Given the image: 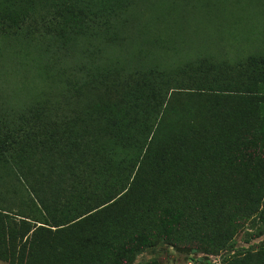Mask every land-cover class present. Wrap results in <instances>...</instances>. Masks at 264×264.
Here are the masks:
<instances>
[{
    "label": "trees",
    "instance_id": "trees-1",
    "mask_svg": "<svg viewBox=\"0 0 264 264\" xmlns=\"http://www.w3.org/2000/svg\"><path fill=\"white\" fill-rule=\"evenodd\" d=\"M149 2L9 0L18 29L42 12L63 21L58 59L21 64L49 115L26 137L0 125L8 264H135L160 243L233 252L248 220L264 222V55L218 72L227 61L191 51L200 34L183 12L224 14L215 1L162 0L130 30ZM225 264H264V240Z\"/></svg>",
    "mask_w": 264,
    "mask_h": 264
},
{
    "label": "rangeland",
    "instance_id": "rangeland-1",
    "mask_svg": "<svg viewBox=\"0 0 264 264\" xmlns=\"http://www.w3.org/2000/svg\"><path fill=\"white\" fill-rule=\"evenodd\" d=\"M162 0H150L148 10L144 11L139 22L129 27L144 25L146 20L155 14L154 9L162 8ZM213 9L223 12L222 15L207 16L198 21L197 15H188L183 9L187 20H193L195 31L200 34L190 41L192 52H207L212 58L225 59L218 72H230L235 70L234 60L248 56L264 55V2L263 0H213ZM9 0H0V125L2 132L14 136L33 134L42 124V117L49 115L51 109H40L39 104L33 103L26 89L31 85L35 77L32 72L23 70L21 64L27 60L38 57V53L49 62H55L61 54L53 44L51 32L62 23L63 19L57 12H42L34 15L32 21L26 26L13 27V23L7 18ZM213 3V4H214ZM154 8V9H153ZM187 9V10H186ZM193 9V8H190ZM194 8L193 10H196ZM192 10V11H193ZM217 12V11H216ZM218 12V13H220ZM196 13V12H193ZM196 22V23H195ZM139 23V25H138ZM210 51V52H209ZM214 62V61H213ZM216 71L215 67L206 64ZM33 77V78H32ZM29 80V82H28ZM38 87L42 88L40 81ZM53 111V116H54ZM52 116V117H53ZM264 227V222L258 217H253L236 234L237 245L233 252L221 250L218 253L209 250L190 251L188 246L174 248L164 244H157L147 250L136 260L135 264H205L203 259H208L211 264H225L237 250L247 249L254 243L264 240V237L246 242L247 239ZM243 251H240L241 253ZM0 264H8L0 259Z\"/></svg>",
    "mask_w": 264,
    "mask_h": 264
}]
</instances>
